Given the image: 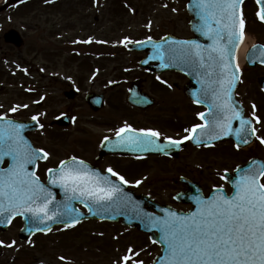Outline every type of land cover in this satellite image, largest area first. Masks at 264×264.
Masks as SVG:
<instances>
[{
	"label": "flooded vegetation",
	"instance_id": "af4514ba",
	"mask_svg": "<svg viewBox=\"0 0 264 264\" xmlns=\"http://www.w3.org/2000/svg\"><path fill=\"white\" fill-rule=\"evenodd\" d=\"M5 1L0 0V10ZM56 1L59 14L57 24L48 22L41 31L38 27L36 30L40 31L42 38L47 37L48 44L52 42L50 40L55 38L58 40L56 41L57 51L64 58L66 57V64H70L71 71L42 73L40 81L32 82L33 86L39 87L38 85H40L44 93L40 107L27 105L21 109L13 106L18 110L11 114L12 117L23 120H32V116H38L40 124L44 125L39 131L29 134L38 148H43L50 154L48 161L39 163L38 174L43 177L48 168L56 167L61 160L76 157L89 162L106 174L113 183L119 184V181L107 172L108 168L123 175L128 181L126 185L133 191L143 192L147 189H155L156 186L151 185V181H148L149 174L145 173L159 162L167 165L168 160H176L186 151H192L193 145L190 140L184 142L177 153H173L176 156L143 155L131 150L150 149L153 145L137 147L134 144L124 143L116 135L117 130L127 124L137 133L141 130L159 131L161 137L158 141H167L169 138L182 139L187 135L184 129L192 127L197 114L206 108L195 105L186 95L185 85L188 78L183 73L176 71L161 74L147 72L139 67L142 57H116L115 63L121 66L127 62L128 68L116 65L111 67L114 70L108 69L109 64L113 62L111 54L112 31L119 26L112 22L111 8H113L114 0ZM176 1L163 0L160 4L159 0H135L134 4L138 12L135 13L136 15L139 13L149 15L152 12L158 21L157 26L148 20L145 24L140 23L137 28L162 30L166 24L169 28H175L176 19L182 18L180 12H177ZM37 3V0H31L20 6L12 5L3 13L0 11V17L13 10L23 13L34 11L43 14L49 10L46 7L39 8ZM86 5L89 6L88 14ZM81 6L85 7L83 12L86 17L84 13L80 12ZM161 6L168 9L174 18H162L161 12L166 10L156 12ZM250 11V22L254 25V29L251 30V34L254 36L252 45L257 43L264 45V22L257 16L259 8L255 0L250 1ZM85 19H88L90 23L80 22ZM185 19L188 24L189 15L187 12ZM144 25L148 28H144ZM139 35L135 38L140 39L141 35ZM184 37H190V35ZM84 47H88L94 56L80 58L78 55ZM95 54H97L96 57ZM89 60L97 70L89 71L84 68H81L83 70H74L78 64L87 63L86 61ZM262 78H264L263 64H256L249 68L244 82L237 90V97L246 105L248 100L254 99L251 96L258 94L260 98H264ZM246 81L255 88V91H252L253 94L252 92L241 93ZM132 89L143 93L148 98L145 100L152 101V103H148L146 106L133 104L130 100ZM252 102L260 114V99ZM262 108L264 107L262 106ZM248 112L251 115L249 109ZM261 116L260 114L262 119ZM179 159H183V157ZM7 165L8 162H4L3 167ZM180 173L194 179L192 175L187 174L191 172ZM195 180L200 182V179L195 178ZM137 181H141V183L137 185ZM177 183L175 185V187L178 185L177 191H184L188 188L179 176ZM208 185L209 183H205L206 187ZM121 187L123 188L124 185Z\"/></svg>",
	"mask_w": 264,
	"mask_h": 264
},
{
	"label": "snow or ice",
	"instance_id": "6c2138e0",
	"mask_svg": "<svg viewBox=\"0 0 264 264\" xmlns=\"http://www.w3.org/2000/svg\"><path fill=\"white\" fill-rule=\"evenodd\" d=\"M256 2L261 5L257 16L264 21V0ZM242 3L243 0H196L195 7L200 10V18L204 22L198 30L205 35L211 34L209 38L214 41L211 49L206 51L207 59L220 69L216 80L219 89H213V102L207 105L208 112L197 114L202 123L185 128L187 135L182 139L169 138V145L179 146L189 140L199 145L202 143L200 136L217 140L231 135L241 138L242 133H250L264 145V138L256 135V128L251 126L252 121L260 124V119L255 115L251 120L244 118L232 103V90L237 82L239 67L232 71L230 58L234 57L227 45L220 44L225 38L229 44L243 40L245 21L239 11ZM213 23L217 26L215 29L212 28ZM175 43L186 46L185 55L193 62L204 65L205 58L199 45L189 41ZM155 47L159 49L162 45ZM169 51L174 52L175 49ZM156 58L163 59V54ZM17 110V107L11 109L12 112ZM31 119L39 123L38 116H32ZM0 121H4L0 124V160L10 157L12 161L9 168L0 171V216L7 214L8 223L15 216L29 213L39 223L47 220L64 222L63 213L49 208L53 203L52 193L35 171L30 172L28 169L29 165L35 168L41 160L48 161L49 152L34 148L24 140L21 135L23 125L6 120L4 116H0ZM233 121H239L240 127L233 129ZM39 127L43 128L44 125L40 124ZM116 135L124 143L137 147L151 144L155 145L152 150L164 151L163 146L156 143L161 137L159 131L141 130L137 133L125 124L117 130ZM249 142L247 138L243 139V143ZM239 147L237 144V150ZM47 172L49 184L63 189L66 196L71 193L69 200H79L90 211L93 205L107 207L124 201L127 196L121 187L128 184L123 175L108 168L107 172L119 181V184L113 183L108 177L91 172L85 162L76 157L61 160L56 167L48 168ZM220 179L225 180L226 177L220 176ZM139 183L141 181H137V185ZM232 187L231 194H226L221 188L214 189V194L209 199L198 200L196 211L188 215L178 216L176 212L170 211L164 217H148L161 233L160 242L166 249L165 264H264V165L250 166L244 170ZM64 207L67 208V205ZM92 214L96 215L95 212ZM77 223L79 220L74 218L67 226L75 227ZM35 231L43 229L37 226ZM151 242L157 243L156 240ZM14 243L5 245L0 241V247L11 248ZM128 253L121 258V264H143L133 259L139 256V252L129 248Z\"/></svg>",
	"mask_w": 264,
	"mask_h": 264
},
{
	"label": "rangeland",
	"instance_id": "374dc122",
	"mask_svg": "<svg viewBox=\"0 0 264 264\" xmlns=\"http://www.w3.org/2000/svg\"><path fill=\"white\" fill-rule=\"evenodd\" d=\"M79 1V0H78ZM163 0H159L161 4ZM81 2V0L79 1ZM136 3V2H135ZM177 12H180L182 18L178 17L175 21V28H172L166 24L162 27V30L154 29H138L137 26L140 23L148 21V18L153 24L158 25V21L155 19V15L152 12L143 15L132 16L127 10H123L120 13L115 12V7L112 9V22L121 25V29L113 30L112 32V48L113 50V62L109 64L108 69L114 70L111 67L120 64L115 63L120 56L124 58L136 57L137 54L122 49L120 41L122 37L143 35L160 36L167 32H172L180 36H189L190 31L186 21L185 0H177ZM85 6V5H84ZM84 6H81V13H84ZM87 6V5H86ZM134 6V5H133ZM246 16L248 22V32L246 36L253 38L251 30L254 29V25L250 22V1L246 2ZM166 10V11H163ZM127 11V12H126ZM161 17L168 19L174 18L173 14L164 9L163 6L159 7ZM156 11V12H159ZM149 12V11H148ZM39 12H21L19 10H13L0 17V68L1 82H0V114L9 115L13 106H19L24 108L25 105L35 106V101L40 100L42 91L38 89L33 95H27L25 92L26 81H31L36 78L38 81L41 79L42 71L46 72H63L71 71L70 64H66V57L60 55L58 51L53 50L58 41L56 38L50 43L49 46L47 37L42 38L40 31L42 27L47 25L48 22L57 24L59 18L58 10L50 9L45 14ZM86 17V14L84 13ZM50 19V20H48ZM183 21V22H182ZM81 23H90L88 19H85ZM177 23V24H176ZM10 27L19 29L25 37L26 45L23 49L17 51L14 47L4 44L2 41L3 33ZM36 27H40V31L36 30ZM144 28H148L144 25ZM47 40V41H46ZM251 39L249 41L250 46ZM118 45V46H115ZM58 47V46H57ZM84 50H89L85 48ZM115 53V54H114ZM97 55V54H96ZM95 55V56H96ZM84 56V53H80V58ZM88 56V55H86ZM96 59V58H95ZM27 60L31 64L24 65V61ZM128 61L127 59H124ZM244 71L248 74L243 62L241 63ZM129 66L127 62L123 63L120 67ZM84 66L78 64L74 70H83ZM87 70H97L95 67L84 68ZM5 73V74H4ZM13 83V84H12ZM30 87H33L32 83H29ZM254 92L255 88L250 86L246 81L242 94H248ZM163 93L162 91H160ZM252 92V94H253ZM252 101L260 99L262 115L261 123L257 124L258 136L264 138V98H260L259 95L251 96ZM247 101L251 111H255V115L260 117L257 112V108L253 110V102ZM40 107V105H38ZM224 144V143H223ZM235 145L232 141L227 142L225 145H218V147L211 149H201L188 152L179 158L169 161L167 165L159 162L154 167H151L145 174H149L148 181H151V185L156 186L155 189H147L143 192L150 194L160 202L172 203L178 208L185 209L186 206H182L174 201L173 196L178 189L175 187L180 172L192 175L196 179H200L202 184L209 183L208 189L212 183L214 185H223L229 188L228 184L220 179V173L222 170H231L238 163L244 162L253 155L261 156L264 158V145H261L258 140L255 144L246 148L235 150ZM237 149V148H236ZM170 163V164H169ZM137 177L139 175H136ZM134 176V177H136ZM21 227V222L16 219L8 232L1 235V241L5 245L14 243V246L3 247L0 251V264H121V258L128 253V249L131 248L134 252H139V256H134L136 261H142L144 264L152 262L154 257L160 252V246L153 244L147 235L142 234L139 231H135L129 227H125L120 223H105V222H84L75 227L67 228H55L48 234H37L31 240L22 242L18 238V232ZM64 259L61 260L60 258ZM131 264V262H130Z\"/></svg>",
	"mask_w": 264,
	"mask_h": 264
},
{
	"label": "water",
	"instance_id": "95a60500",
	"mask_svg": "<svg viewBox=\"0 0 264 264\" xmlns=\"http://www.w3.org/2000/svg\"><path fill=\"white\" fill-rule=\"evenodd\" d=\"M194 2L189 7V11L191 14L195 17L194 21H191L192 23V31L195 34V37L191 39L190 43H195L200 46V50L202 51V54L205 58L204 65L201 66L199 62H193L192 59L187 57L186 63H180L176 58L182 59L186 55L184 52L175 53V57H173V52L169 51L172 49V43L174 40H171L169 36L165 37L163 40L160 41H153V40H147L143 42H139L135 45H132L131 48H135L137 50H145L148 52V57L142 61V65L146 67L150 71H157V72H163L169 69H178L181 71H184L188 74L190 77V84L186 87L187 94L193 98L195 101L199 100L200 103H205V99L208 100V97H213V89H219V84L216 83V80L218 78L217 74L219 73L220 69L214 65H212V62L207 59L208 52L206 50L211 49L213 46V39L209 38V35H205L203 31L198 30L201 29L203 26V21L200 18V10L195 7L196 0H193ZM239 11L241 12V5L239 8ZM217 26L213 23L212 28L215 29ZM7 41H11L16 43L18 46L22 44L20 35L15 31L11 30L9 33L6 34ZM242 41H235L232 44L228 43L227 38L220 41L221 45H227L230 52L232 53L234 58H230V63L232 64V71H235V68L238 66V52L240 49ZM155 45H162L161 48L155 47ZM186 47V46H185ZM178 50V48H177ZM161 54H163V59L156 58L160 57ZM198 61V58H197ZM248 64L251 63V56L250 53H248L247 57ZM237 76V82L235 84V87L232 90V103L235 106L236 110L241 112L244 118L250 120L245 115V109L235 98H234V90L238 84L239 77H240V70L236 73ZM253 127V123L251 124ZM233 129L239 128L240 124L239 121H233L232 124ZM26 126L23 127V131L26 130ZM25 133V132H24ZM203 138V142L205 144H213L216 141L221 140H227L230 137H234L237 141V144H239L241 147L249 145L252 140L253 136L248 133L244 134L242 133L241 138H237L235 135L221 137L217 140H212L208 136H200ZM247 138L250 142L248 144L243 143V139ZM263 165L259 160H252L248 165L244 167H240L236 173V178L232 180V183L236 182L239 178L241 173L248 169L250 166H260ZM35 168L33 167V171ZM232 178H229L231 181ZM236 179V180H235ZM235 180V181H234ZM233 183V184H234ZM46 189L52 193V199L53 203L49 205L50 209H54L57 213H63V220L64 222H60V220L52 221L47 220L45 223H39V221H36L34 217L31 216V214H25L23 216L24 218V228L22 229L20 236L22 239H28L30 238L34 233L39 232L35 231L37 226H39L43 231L48 232V229H52L55 225H67L69 222H72L73 219L84 220V219H90V218H97L100 220L103 219H110V220H119L120 218H123V223L129 224L132 227L139 226L140 229L144 231H149L151 233V237L153 240L160 241V236L155 235L152 228H148V224H152L151 221L148 219L149 215V209L145 207L146 202H148L147 196H135L132 192H124L127 194L125 200L121 201L118 204L110 205L107 207H101L99 205H93L92 211H88L87 213L81 212L77 204L81 203L79 200L72 199L69 200L68 196H71V193L65 194L63 189L60 191L58 189V186L47 184L45 185ZM62 194L61 199H57L58 193ZM198 194V195H195ZM204 196L202 192L200 191H192L186 193V198L183 199L185 202H193L195 204V208L190 213L196 211L198 205V200H203ZM64 205H67V208L64 207ZM153 205V201H149V207ZM159 206L157 205L156 208ZM95 212L96 215H93L92 213ZM190 213L186 214H178V216H185ZM52 214L51 211L49 213ZM166 215V214H165ZM164 215V216H165ZM162 216V217H164ZM16 217V216H15ZM10 223H8V216L5 214L4 216H0V229L6 230L7 226ZM31 229V231H30ZM162 243V242H161ZM163 244V243H162ZM165 256H166V249L164 247V255H160L155 260L154 264H165Z\"/></svg>",
	"mask_w": 264,
	"mask_h": 264
},
{
	"label": "bare ground",
	"instance_id": "6f19581e",
	"mask_svg": "<svg viewBox=\"0 0 264 264\" xmlns=\"http://www.w3.org/2000/svg\"><path fill=\"white\" fill-rule=\"evenodd\" d=\"M249 41H250V39L247 38V39L245 40V42H244L242 48H241V51H240V63L243 62V58H244L245 53H246V51H247V49H248V47H249Z\"/></svg>",
	"mask_w": 264,
	"mask_h": 264
}]
</instances>
